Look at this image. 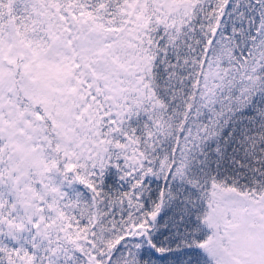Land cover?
<instances>
[{
    "label": "snow or ice",
    "instance_id": "snow-or-ice-1",
    "mask_svg": "<svg viewBox=\"0 0 264 264\" xmlns=\"http://www.w3.org/2000/svg\"><path fill=\"white\" fill-rule=\"evenodd\" d=\"M0 264H264V0H0Z\"/></svg>",
    "mask_w": 264,
    "mask_h": 264
}]
</instances>
